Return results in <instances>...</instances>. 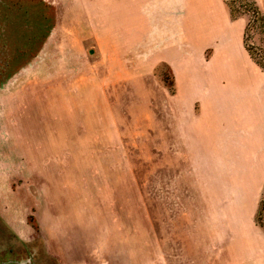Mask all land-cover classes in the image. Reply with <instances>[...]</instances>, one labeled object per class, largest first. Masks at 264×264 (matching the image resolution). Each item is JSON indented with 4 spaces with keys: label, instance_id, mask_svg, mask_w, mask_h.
<instances>
[{
    "label": "rangeland",
    "instance_id": "rangeland-1",
    "mask_svg": "<svg viewBox=\"0 0 264 264\" xmlns=\"http://www.w3.org/2000/svg\"><path fill=\"white\" fill-rule=\"evenodd\" d=\"M69 1L0 0V85L43 45L38 100L60 119L58 140H43L57 172L48 183L36 179L29 220L35 225L38 214L52 229L59 264H212L211 247L202 250L209 205L194 192L198 174L187 170L178 131L165 133V97L175 83L170 65L117 60L115 44ZM205 1L219 14L217 0ZM225 1L245 20L244 40L264 62V25L252 5L264 13V0ZM257 221L264 227V193ZM217 223L220 251L227 221ZM18 258L3 264H25Z\"/></svg>",
    "mask_w": 264,
    "mask_h": 264
},
{
    "label": "crops",
    "instance_id": "crops-1",
    "mask_svg": "<svg viewBox=\"0 0 264 264\" xmlns=\"http://www.w3.org/2000/svg\"><path fill=\"white\" fill-rule=\"evenodd\" d=\"M69 2L115 44L117 60L147 59L150 69L170 65L175 83L165 97V133L172 138L178 131L181 157L200 181L194 192L209 205L202 250L211 247L212 264H264V227L257 221L264 193V68L245 44V20L233 18L225 0H217L214 15L205 0ZM43 47L0 85V224L15 245L0 240V264L14 254L20 263L59 264L52 229L49 234L38 214L36 226L29 220L36 179L48 183L57 172L43 140H58L60 119L38 100L43 87L35 83ZM219 220L227 221V240L217 251Z\"/></svg>",
    "mask_w": 264,
    "mask_h": 264
},
{
    "label": "trees",
    "instance_id": "trees-1",
    "mask_svg": "<svg viewBox=\"0 0 264 264\" xmlns=\"http://www.w3.org/2000/svg\"><path fill=\"white\" fill-rule=\"evenodd\" d=\"M229 5H230V13H231V16L233 18H235L237 15H236V13L233 10L232 4L229 3ZM252 5H253L254 12L257 14L259 20L264 25V13H262L261 9L259 8V6L254 1H252ZM249 26H250V23L248 24V26L246 28V33L248 32ZM245 44H246L247 48L249 49L250 53L252 54V56L255 58V60L261 65V67L264 68V62L261 61L260 59H258V57L256 56L255 52H253L251 50V48L249 46V43L247 42V38L246 37H245Z\"/></svg>",
    "mask_w": 264,
    "mask_h": 264
}]
</instances>
